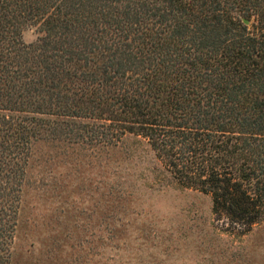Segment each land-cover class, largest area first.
<instances>
[{"label":"trees","instance_id":"obj_1","mask_svg":"<svg viewBox=\"0 0 264 264\" xmlns=\"http://www.w3.org/2000/svg\"><path fill=\"white\" fill-rule=\"evenodd\" d=\"M127 133L226 229L264 222V0H0V264L31 141Z\"/></svg>","mask_w":264,"mask_h":264},{"label":"rangeland","instance_id":"obj_2","mask_svg":"<svg viewBox=\"0 0 264 264\" xmlns=\"http://www.w3.org/2000/svg\"><path fill=\"white\" fill-rule=\"evenodd\" d=\"M34 26L21 31L35 40ZM214 220L210 198L177 183L146 141L33 139L9 264H264V222Z\"/></svg>","mask_w":264,"mask_h":264}]
</instances>
